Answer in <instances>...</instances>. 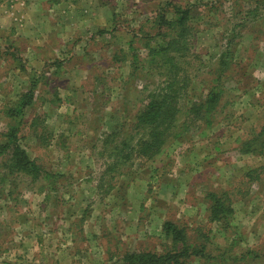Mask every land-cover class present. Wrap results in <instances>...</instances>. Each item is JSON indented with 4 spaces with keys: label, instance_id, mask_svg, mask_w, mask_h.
<instances>
[{
    "label": "rangeland",
    "instance_id": "1",
    "mask_svg": "<svg viewBox=\"0 0 264 264\" xmlns=\"http://www.w3.org/2000/svg\"><path fill=\"white\" fill-rule=\"evenodd\" d=\"M2 1L8 4L0 7V142L8 129L7 110L32 93L23 114L15 115L23 116L19 144L55 177L48 181L54 190H41L46 180L8 175L0 157V264H41V249L32 246L41 240L46 213L75 219L87 205L81 197H92L94 182L82 191H74L73 184L89 177L101 187L91 199L96 215L80 225L106 230L114 256L162 253L169 244L162 225L170 221L185 229L193 246L187 264H264V172L246 177L264 157L237 152L264 124V5L258 0ZM168 4L191 9L181 117L187 104L203 100L212 88L222 93L220 105L210 127L198 119L189 122L193 125L177 129L180 136L153 160L125 157L114 171L119 180L113 187L106 179L110 173L101 176L114 159L103 151L102 140L122 124L126 128L117 142L124 132L135 134L134 116L163 79L153 72L128 76L132 58L145 56L144 37L155 35V19ZM223 53L229 68L217 79L213 66ZM208 192L229 193L234 212L226 224L209 221ZM107 195L113 196L108 210L102 205ZM77 196L81 201L74 202ZM199 244L206 249L195 255Z\"/></svg>",
    "mask_w": 264,
    "mask_h": 264
},
{
    "label": "trees",
    "instance_id": "2",
    "mask_svg": "<svg viewBox=\"0 0 264 264\" xmlns=\"http://www.w3.org/2000/svg\"><path fill=\"white\" fill-rule=\"evenodd\" d=\"M258 2L259 5H264V0H258ZM155 20H157L156 24L154 22L156 33L155 35L146 34L144 37L145 44L143 47L146 54L142 59L137 56L132 58L134 63L133 67H130L131 71L128 77L135 79L141 77L143 73H145L143 75H146L153 72L152 76L157 75L163 79L159 80L158 86H154L148 91L144 98L146 100L145 104L134 116L130 129L135 134H125L124 132V138H120L121 140L117 142L116 138L119 137V131L126 128L125 124H122V126H119L118 131L116 130L104 136L106 138L102 140V149L107 153L108 158H114L111 159L113 163L108 165L105 170L110 173L112 179L115 178L117 165L124 162L125 157L132 154L135 155L136 159L153 160L163 152L165 146L171 140L180 136L181 133H176L177 129L187 127L190 125L189 122L198 119L203 122L205 127H210L213 122L211 117L215 114L222 98L221 91L212 88L206 93L203 100L192 101L187 104L184 117H181L180 102L186 95L187 89L186 70L182 64H187L185 57L191 49L189 39L193 36L191 9L188 6L168 4L163 13L158 15ZM160 37L161 39L165 38V40L160 41ZM152 41L155 45L151 44ZM229 62L228 54H221L213 66L217 79H220L224 72L228 70ZM32 95L31 93L22 96L6 112L9 119L6 124L8 129L2 134L3 141L0 142V157L5 158H3L2 167L7 170L8 175L27 176L33 181L39 180V178L46 180L47 184L41 186V190H47V188L54 190V187L50 186L52 183L48 181L54 178L55 174L45 170L43 166L31 159L26 150L19 144L20 137H18V133L20 131V120L22 122L23 116L19 117V120H16V116L23 114V109L31 103ZM110 143L111 145H108ZM133 143L135 144L133 145ZM124 151L126 152L124 153ZM237 152L241 155L264 157V124L248 139L246 138L238 144ZM255 170L258 171L255 176L257 178L259 170L264 172V164L259 168H255L253 172H248L246 177L253 176ZM114 173L115 175L112 176ZM8 175L6 174V176ZM206 200L208 201L209 221L226 224L234 212L229 193L208 192ZM161 232L162 236L169 242L162 253L152 251L128 252L122 257L124 263L187 264L189 251L193 246L188 242L185 229L173 222L166 221L162 225ZM205 249L204 244L197 245L194 251L195 255L202 254Z\"/></svg>",
    "mask_w": 264,
    "mask_h": 264
},
{
    "label": "crops",
    "instance_id": "3",
    "mask_svg": "<svg viewBox=\"0 0 264 264\" xmlns=\"http://www.w3.org/2000/svg\"><path fill=\"white\" fill-rule=\"evenodd\" d=\"M7 4L8 3L2 1L0 2V7L6 6ZM9 21L12 20L10 19ZM107 168L108 165L106 169ZM106 173V171L103 172L101 176H105ZM114 175L115 173L112 176ZM107 177L106 179L110 182H115L113 187L119 180L116 175L113 179L111 175ZM100 179L102 180V178ZM91 181L94 183L90 187L89 194L92 193V197H94V194L98 193L100 187L97 178L93 180L92 177H89L85 180H78L79 183H77V185L76 183L73 184L74 191L78 189L81 190L84 187L88 188ZM87 184L88 186H86ZM92 197H89V195L83 198L81 197L82 201H87V205H85L83 210L76 212L74 216L75 219L70 221L64 216L51 218V212L46 213L45 222L41 224V240L36 243L37 247L32 246L34 250L38 248L41 249V264H125L122 258L123 256H114L112 253L114 246L107 242L106 235L108 232L106 230H92V227H89V225L87 228L84 225H80V221H86L87 223L91 217L94 218L96 215L95 209L92 210ZM109 197L113 196L107 195L106 198L102 200V205H106L103 209H110ZM73 198L75 200L74 202L81 201L78 196ZM91 210L94 212L92 213ZM74 221H76V223ZM49 222L57 223L56 225L51 224L50 226L48 225ZM93 255L94 259L92 260ZM30 261L32 262V260Z\"/></svg>",
    "mask_w": 264,
    "mask_h": 264
}]
</instances>
